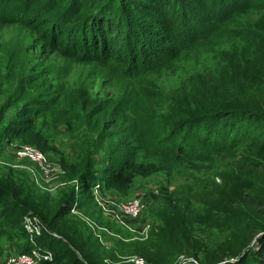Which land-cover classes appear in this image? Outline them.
<instances>
[{
  "label": "rangeland",
  "instance_id": "obj_1",
  "mask_svg": "<svg viewBox=\"0 0 264 264\" xmlns=\"http://www.w3.org/2000/svg\"><path fill=\"white\" fill-rule=\"evenodd\" d=\"M23 1L0 0V249L7 253L6 257L0 258V264L7 261V264H43L44 261H52L56 248H60L53 240H48L50 244L45 242L44 247L38 246L37 241L34 243L42 233L60 237L29 211L42 223L41 234L30 237L24 222L18 220L15 213L10 215L11 201L18 202L17 197L5 194L4 190L11 186L14 192H23L21 197L28 195L29 200L37 205L46 201V208L55 211L65 202V197L72 192L70 190L77 191L78 180L72 179L79 176L81 170L95 172L101 169L109 156L120 152L118 144L125 140L121 136L122 130L128 126L134 129L142 126L143 115H134L133 125L125 122L115 130L105 124L113 118V108H118L117 113H120L121 107L133 104L136 109L144 98L141 97L142 92L140 94L142 89L151 90L147 103L155 106L156 114L166 116L172 99L183 96L180 81L205 79L197 74L212 69L228 73L220 77L227 86L234 88L243 83L245 88L241 90L244 96L251 103L259 101L264 106V8L252 6V10L249 8V12L239 14L225 25L215 22L213 34L206 33L208 24L213 21L212 15L207 7L194 3L193 14L202 26L201 45L194 47L191 44L182 49L181 57L169 59L161 65L158 62L169 56L166 50L176 43L163 44L169 38L160 36L171 34L173 38L184 39L181 27L177 24V33L173 29L166 30L170 18L155 0H135L138 5L144 4L137 13H133L139 21L132 23L133 26L124 24L123 28L132 27L131 35L138 31L141 42L153 35L159 46L158 49L148 47L138 61L123 63L124 68H130V74L136 73V68L141 66L145 72L140 77H131V81H121L110 75L104 62L89 58L92 53L89 49L85 52L68 47L75 41L65 29L59 31L55 27L52 30L44 25L45 20L53 22L50 14L54 12V5L41 14H31L26 12L27 5L21 3ZM45 1L33 0V10L40 5L38 2ZM60 5L59 2L55 10ZM81 14L82 10L78 16ZM137 23H143L145 27L140 26L141 30ZM113 24L120 26V22ZM111 37L116 43L107 46L103 58L112 55L109 59L119 62L124 56L123 51L122 55L119 52V44L129 42V37L122 38L117 33ZM235 66L251 69V80L231 75L230 71ZM147 72L151 73L145 76ZM147 128L151 130L152 126ZM251 129L254 132L248 135V140L239 142L228 153H213L207 160L193 158L192 163H170L164 159L157 160L151 153L144 154L138 161L139 170L129 192L118 196L108 191L104 205L99 199L97 206L100 210L93 202H80V198L67 200L68 204L74 202L70 214L75 219L69 222L66 217L57 224L63 228L73 222L76 228L75 221L84 220L94 226L106 264H150L148 254L156 250L162 252L163 264H222V260H214L209 254L228 241L232 234V230L221 221L223 213L233 216L245 214L258 218L255 221L264 218V204L245 202L248 194L264 198V123ZM22 144L35 147L58 165L62 172L58 178L61 185L48 191L35 166L14 154V147ZM252 182L256 185H250ZM101 186L102 183L95 182L94 192L99 189L101 193ZM112 199H139L147 203V210L137 218H125L124 225L107 210L112 207ZM206 202L211 205V211L203 210ZM79 203L81 207H75ZM22 208L32 209L26 205ZM140 218L147 222L142 231L136 227L142 223ZM167 222L176 224L174 228L184 230L193 241L200 243L196 257L188 252H170L160 248L161 239L175 236V231L165 225ZM261 228L252 231L253 238L246 247L250 251L244 257L245 264L264 262V250L257 245L258 236L264 232ZM103 230L112 234L109 242L101 236ZM31 242L34 245H28L29 248L46 249L50 252V259L24 262L15 256L18 250H22L20 245ZM9 255L14 262H9ZM204 256L212 262H206ZM248 258L258 260L250 263Z\"/></svg>",
  "mask_w": 264,
  "mask_h": 264
},
{
  "label": "trees",
  "instance_id": "obj_2",
  "mask_svg": "<svg viewBox=\"0 0 264 264\" xmlns=\"http://www.w3.org/2000/svg\"><path fill=\"white\" fill-rule=\"evenodd\" d=\"M32 1L24 0L21 2L25 6L27 5L26 12L41 14L44 11L46 12V9H51L54 5V12L50 14L53 22H50V24L47 22L48 20H45L44 25L52 30L55 27L59 31L65 29L66 34L71 35L73 41H75L73 45L68 47L78 50L82 49L85 52L89 49L92 52L89 58L98 63L104 62L109 69L110 75L122 79L121 81H131V77H140L145 72L141 66L136 68V73L130 74L128 70L130 68H124L123 63H132L135 59L137 61L140 60V57L146 54L148 47L154 46V49L155 47L158 49L159 41L153 35H149L150 39L141 42L142 40L138 39V31L135 30L136 32L132 34L133 36L130 34L133 30L129 26H133L132 23L139 21V17L134 16L133 13H137L140 8H143V3L138 5L135 0H92V2L91 0H47L38 2L40 5L33 10ZM149 1L152 2L153 0ZM155 1L161 6L163 13L170 18L169 21L171 22H169V27L166 30L173 29L176 32L178 31L176 26L179 24L181 36L183 35L184 37V39L182 37L179 39L173 38L171 34L160 36L163 39L169 38L163 44H177L170 50H166V54L169 56L162 58L158 62L161 65L165 64L169 59L181 57L180 52L187 46L191 44L194 47L201 45L200 39L203 37L201 34L202 26L199 24V19L193 14L192 5L194 3L207 7L206 10L212 15L213 21L208 24L209 30L206 33L213 32V34L216 31L214 28L215 22L225 25L230 23V21H234L239 14L249 12V8L250 10L253 7L264 8V0ZM59 2L61 3L60 8L55 10ZM148 4L149 2H146V5ZM81 10L83 14L78 16ZM114 22H120V26L115 27ZM124 24L129 25L127 28L130 30L123 28ZM140 26L145 27L143 23H137V27L141 29ZM60 33L63 34V32ZM114 33H117L122 38L129 37V42H124L122 45L119 44L121 48L120 50L118 48V50L119 52L121 51L120 54L122 51L124 54L119 62L109 59V56L112 55L103 58L106 54L105 52H107V46L116 43L111 37ZM245 36L247 35L245 34ZM240 37L244 36L240 34ZM125 48L126 52L124 53ZM131 69H134V67ZM252 72L251 69L245 70L242 67L235 66L230 71V74L236 75L239 79H242L241 76H243L245 79L251 80ZM149 73L151 72H147L145 76H148ZM227 74L225 71L214 72L210 69L205 73L197 74V76L200 75L199 77H204L205 79L197 81L193 78L189 79V82L186 80L180 81L179 84L182 87L183 96H176L172 99L168 104L169 106H167L168 113L166 116L156 114L155 106H152L149 102L147 103L149 96L152 95L151 90L148 89L140 91V94L142 92L141 97L144 98L136 109L133 104L125 105V108L121 107L119 109L120 113H117L118 108H113L111 111L113 118L105 123L107 127L115 130L118 126L124 125L123 123L125 122L133 125L136 119L134 115H143L142 126L138 128L135 126V129L128 126L125 130H122L121 136L125 140L118 144L120 152L109 156L106 164L101 169L95 172L81 170L79 176L72 179V181L74 179L75 181L78 180L77 191L70 190L72 192L65 197V202L55 211L46 208V201L42 205H37L29 200L28 195L21 197L23 192L22 194L21 192H14L11 186L4 190L5 194H10L18 199V202L11 201L10 215L15 213L16 218L23 221V214L32 211L52 233H56L60 237H57V239L54 235L42 233L35 238L34 243H38V246H43L45 242L50 244L51 242L48 240H53L60 247L56 248L52 261H44L42 262L43 264H106L103 261L105 254L102 253L103 248L100 247L96 239L94 226L88 225L84 220V222L75 221L77 224L76 228H74L75 224L73 225V222L63 228L57 224L60 219L66 217L69 218V222L75 219V216L70 214V207L74 202H69L68 204L67 200L73 201L80 198V202L89 201L93 202L95 206L98 205L94 195L95 182L99 181L102 183L100 191L103 195H107L106 192L112 191L116 195L121 196L132 189L138 173V161L144 157V154L151 153L157 160L164 159L170 163H181L183 161L192 163L193 158L207 160L213 153H228L239 142L248 140V135L254 132L251 128L264 123V106L259 101L251 103L244 96L241 90V88H245L243 83L237 84L234 88L222 83L220 77ZM190 96L192 97L189 98ZM151 126V130L147 128ZM151 165L155 167L154 164ZM250 185L256 184L252 182ZM72 186L75 187L74 184ZM230 197L229 199H233ZM245 202L258 205L259 203L264 204V198L248 194ZM25 205L32 209L24 210L22 207H25ZM75 207L80 208L81 204H76ZM97 208V210L101 209L98 206ZM208 209L209 211L212 210L211 205L206 202L203 205V210L206 212ZM223 215L221 221L226 225L227 229L232 230V234L228 241L221 243L209 255L214 260L222 261L227 260L228 257L235 258L224 264H245L244 257L250 251L246 247L253 238L252 231L264 226V218L263 220L255 221L258 218L245 214L233 216L225 212ZM89 217H92V215H89ZM165 225L175 231V236L168 240L161 239L159 242L160 248L170 252L175 250L178 253L188 252L192 254L191 256L196 257L200 252V243L193 241L191 236L184 230L174 228L176 224L173 225L171 222H167ZM261 229L263 230L264 227ZM101 236L107 242L112 238V234L110 235L104 230ZM258 237L260 244L257 241V245L264 250V232ZM189 238L191 239L189 240ZM34 243L20 245V249L28 250ZM201 250L205 251V248L201 247ZM161 253L159 250L150 252L148 254L150 264H163L164 256L160 255ZM6 255L7 253L0 249V258H4ZM248 259L250 263L258 260L254 258ZM205 261L212 262V259H206L205 257ZM261 264H264V262H261Z\"/></svg>",
  "mask_w": 264,
  "mask_h": 264
},
{
  "label": "built area",
  "instance_id": "obj_3",
  "mask_svg": "<svg viewBox=\"0 0 264 264\" xmlns=\"http://www.w3.org/2000/svg\"><path fill=\"white\" fill-rule=\"evenodd\" d=\"M14 154L17 158L26 161L29 165L32 163L35 166L36 170L39 172V177L43 179L46 184V188L49 189L48 191H53L56 187L61 185L58 178L62 172L58 168V165H54V163L40 150L33 146L22 144L14 147ZM106 194L107 195H103L102 192L100 193L99 189H96L94 192L97 201L99 202L100 199L102 201V205H104V202L108 199L107 196L109 193L106 192ZM110 204L112 207L107 210L113 213L114 216L118 218V221L124 225H126L125 218H137L147 210V203L139 199H112L110 200ZM22 219L30 237L41 234L42 229L40 231V227L42 226V223L36 215H33L31 212H27L23 214ZM142 219L143 218H140L139 220L142 221ZM146 225L147 222L142 221L141 225H137L136 227L140 228L142 231ZM17 255L24 262H30L31 260L40 258L50 259V252L46 249H40L38 247H32L28 250H18V253L15 256ZM9 256V262H14V258L11 255Z\"/></svg>",
  "mask_w": 264,
  "mask_h": 264
},
{
  "label": "water",
  "instance_id": "obj_4",
  "mask_svg": "<svg viewBox=\"0 0 264 264\" xmlns=\"http://www.w3.org/2000/svg\"><path fill=\"white\" fill-rule=\"evenodd\" d=\"M234 259H235V258L232 257V258H229V259H227V260H224L222 264H224V263H226V262H228V261H232V260H234Z\"/></svg>",
  "mask_w": 264,
  "mask_h": 264
}]
</instances>
